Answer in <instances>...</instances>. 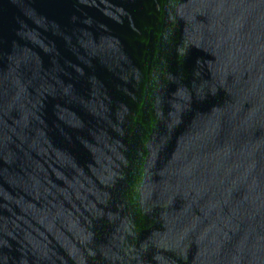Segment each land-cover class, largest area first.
I'll return each instance as SVG.
<instances>
[{
  "label": "water",
  "instance_id": "1",
  "mask_svg": "<svg viewBox=\"0 0 264 264\" xmlns=\"http://www.w3.org/2000/svg\"><path fill=\"white\" fill-rule=\"evenodd\" d=\"M0 264H264V0H0Z\"/></svg>",
  "mask_w": 264,
  "mask_h": 264
}]
</instances>
